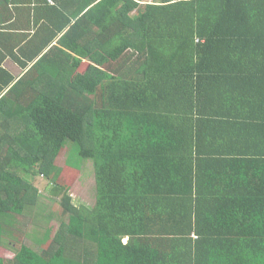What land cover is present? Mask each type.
Instances as JSON below:
<instances>
[{"label":"trees","instance_id":"16d2710c","mask_svg":"<svg viewBox=\"0 0 264 264\" xmlns=\"http://www.w3.org/2000/svg\"><path fill=\"white\" fill-rule=\"evenodd\" d=\"M26 1L21 77L0 51V264H264V0ZM43 184L61 220L38 238Z\"/></svg>","mask_w":264,"mask_h":264},{"label":"rangeland","instance_id":"374dc122","mask_svg":"<svg viewBox=\"0 0 264 264\" xmlns=\"http://www.w3.org/2000/svg\"><path fill=\"white\" fill-rule=\"evenodd\" d=\"M71 151V153H70ZM70 153V154H69ZM76 147L70 150V146L67 147L63 156H61V164L67 161L69 156L72 167L76 168L78 173V179L71 190L72 201L76 206L85 205L92 208L95 203V181L94 170L92 161L82 162L80 165L77 161L78 156ZM41 181L38 179L36 184ZM45 183V181H43ZM40 188L39 201L33 209L24 212L21 225L25 226L23 232L31 233L33 237H38V232L47 230L48 233L53 235L60 225V208L57 200L51 196L50 188L47 184H43ZM52 229V231H51ZM28 237V236H27ZM26 236L21 238L22 244L30 247L33 251L40 253L45 245L38 244L34 239H28ZM41 239V238H40ZM13 248V247H12Z\"/></svg>","mask_w":264,"mask_h":264},{"label":"crops","instance_id":"0c3cea01","mask_svg":"<svg viewBox=\"0 0 264 264\" xmlns=\"http://www.w3.org/2000/svg\"><path fill=\"white\" fill-rule=\"evenodd\" d=\"M34 7L26 0H0V51L4 52L5 57L1 65L16 78L23 74V70L18 66V60L22 62L23 59L18 55L20 50L17 48L28 45L30 37L39 28H33V23L43 14L41 11L34 12ZM18 43L20 44L17 45ZM32 48L33 46L29 47Z\"/></svg>","mask_w":264,"mask_h":264}]
</instances>
